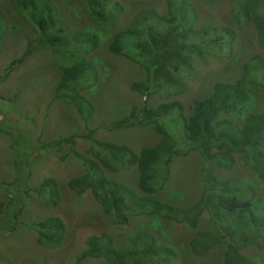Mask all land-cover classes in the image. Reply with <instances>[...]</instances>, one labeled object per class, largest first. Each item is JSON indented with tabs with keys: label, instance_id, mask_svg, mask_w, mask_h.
I'll return each instance as SVG.
<instances>
[{
	"label": "trees",
	"instance_id": "1",
	"mask_svg": "<svg viewBox=\"0 0 264 264\" xmlns=\"http://www.w3.org/2000/svg\"><path fill=\"white\" fill-rule=\"evenodd\" d=\"M9 1L14 11L33 27L35 36L27 42L21 56L8 64L4 75L33 50L51 48L61 71L54 97H66L73 102L86 125L87 132L83 136L91 141L89 154L70 147L84 166V172L69 178L68 188L76 194L88 190L112 224H128L134 215L149 217L147 225L134 233L126 246H117L106 232L88 236L84 249L72 264H79L86 257L102 258L107 264H172L177 257L176 250L159 242L152 232L158 218L196 228L203 213L208 214L210 227L197 229L191 238L194 253L204 255L220 246L223 264H260L243 253V249L255 246L264 250V215L258 212L261 199L256 189V185L264 186V104L255 110L253 102L254 93L264 92V57L252 53L243 62L237 79L215 81L207 95L192 99L188 114L178 99L156 106H148L144 101L140 107L133 105L126 116L104 126L113 130L153 125L159 139L136 152L124 143L97 139L93 135L95 128L88 127L93 104L79 95L82 85L88 88L90 83L86 86L85 83L94 82L96 78L87 54L98 45L101 30L108 33L118 24L122 6L115 2L111 10L109 0H79L86 16L96 26L68 35L53 1ZM165 1V12L153 7L142 8L107 44L110 52L119 55H127L132 49L131 56L144 68L146 76L142 81L133 82L130 88L145 96L158 90H182L185 82L181 73L193 67V60L206 54L216 57L230 54L236 39L235 30L224 24L196 26V8L191 0ZM203 1L215 3L218 0ZM229 1L234 25L243 29L251 23L258 45L264 48V0ZM4 30L0 11V44ZM63 143L72 145L73 135L42 142L40 150L57 152ZM11 146L17 150L13 164L17 174L12 182L1 183L11 194L12 208L0 202L6 226L11 224L10 220L17 222L31 190L49 208L60 201L57 183L52 177L44 178L41 185L33 189L24 184L29 173L25 171L28 164L26 158H22V146L15 141ZM190 150L197 151L210 165L202 173L199 198L182 205L160 200L156 192L164 186L173 158ZM237 153L243 154L259 180L221 179L213 173L212 164L229 167ZM133 166L137 170L136 188L106 174V171L119 172ZM47 189L55 196L48 194V200H41V193ZM33 226L40 244L56 247L65 239L66 226L58 216H47Z\"/></svg>",
	"mask_w": 264,
	"mask_h": 264
},
{
	"label": "rangeland",
	"instance_id": "2",
	"mask_svg": "<svg viewBox=\"0 0 264 264\" xmlns=\"http://www.w3.org/2000/svg\"><path fill=\"white\" fill-rule=\"evenodd\" d=\"M51 1L56 5L58 16L68 35L96 26L86 16L79 0ZM191 1L196 8V26L224 24L235 30L236 39L232 52L218 57L206 54L203 58L193 60V67L190 70L184 69L181 73L185 82L182 90H158L145 96L130 88L133 82L142 81L146 76L144 68L131 56L132 49L127 55H119L110 52L107 44L112 35L127 27L142 8L153 7L159 12H165L166 1L109 0L111 10H114L115 2L122 6L119 22L108 33L100 29L103 35H99L98 45L87 54L93 68L92 74L95 72L96 78L94 82L89 80L85 83V86L92 83L91 88L89 84L88 88L82 85L79 89V95L93 104L88 127L95 128L93 135L97 139L124 143L136 152L145 146H151L159 139L153 125L113 130H107L104 126L112 120L126 116L133 105L140 107L144 101L148 106H156L163 101L178 99L188 114L192 99L207 95L215 81L237 79L243 62L252 53H260L264 57V48L257 43L253 25L250 23L243 29L234 25L229 0H218L215 3ZM0 11L5 28L0 44V202L8 203L9 208H12L11 202L9 203L11 194L1 183L12 182L17 174L13 165L17 156V150L11 146L13 141L22 146L21 155L28 164L25 171L27 170L29 176L24 184L33 189L40 186L44 178L52 177L60 194L58 204L49 208L31 190L17 222L10 220L9 227L5 225V213L0 212V264H72L84 249L87 237L102 232L109 233L117 246H126L132 235L147 225L149 217L134 215L128 224H112L88 190L76 194L68 188L67 180L84 172V166L71 153L70 147L89 154L87 149L91 141L83 136L87 132L86 125L73 102L67 101L69 99L66 97H54L61 71L51 48L33 50L4 75L5 68L12 60L21 56L35 32L14 11L9 0H0ZM253 96L255 110H258L264 104V92H256ZM69 135H73L72 145L63 143L57 152L40 150L42 142ZM235 156V162L229 167L212 164L210 168L213 173L221 179L242 178L252 182L259 180L246 164L243 154L237 153ZM22 166L21 164L20 168ZM208 166L210 165L194 150L175 156L165 184L156 192V197L176 205L196 201L202 190V173ZM106 174L136 188L135 166L119 172L106 171ZM256 189L261 199L258 202V212L264 215V186L256 185ZM41 194L44 197L41 200H48L50 191L47 189ZM50 215L58 216L66 226L65 239L56 247L40 244L33 226ZM209 227L208 214L203 213L196 228L159 217L157 227L152 232L159 242L176 250L177 257L172 264H223L222 247L216 246L206 254L198 255L190 246L196 230ZM243 253L264 264V250L249 246L243 249ZM79 264L107 263L102 258L86 257Z\"/></svg>",
	"mask_w": 264,
	"mask_h": 264
}]
</instances>
